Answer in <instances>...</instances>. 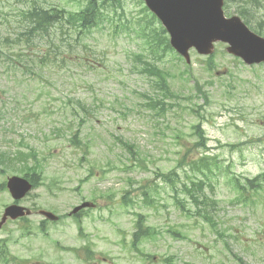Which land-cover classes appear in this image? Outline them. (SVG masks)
Listing matches in <instances>:
<instances>
[{
	"label": "rangeland",
	"instance_id": "rangeland-1",
	"mask_svg": "<svg viewBox=\"0 0 264 264\" xmlns=\"http://www.w3.org/2000/svg\"><path fill=\"white\" fill-rule=\"evenodd\" d=\"M101 1L106 20L91 32L65 23L35 37L21 11H78L86 0H0V150L29 145L42 167V183L20 203L33 211L29 222H9L0 242L27 264H264V65L246 66L222 43L211 57L192 49L187 64L155 39L161 25L140 0ZM259 4L248 7L264 16ZM143 60L163 68L180 97L164 111L150 107L159 96ZM200 122L205 147L194 135ZM203 157L208 166L193 169ZM3 170L0 184L22 176ZM170 173L177 195L162 178ZM198 181L216 226L183 189ZM125 196L135 204L126 207ZM83 202L95 206L72 217ZM13 203L3 188L0 219ZM40 210L61 219L42 224ZM136 214L161 234L137 251Z\"/></svg>",
	"mask_w": 264,
	"mask_h": 264
},
{
	"label": "water",
	"instance_id": "water-1",
	"mask_svg": "<svg viewBox=\"0 0 264 264\" xmlns=\"http://www.w3.org/2000/svg\"><path fill=\"white\" fill-rule=\"evenodd\" d=\"M144 1L166 27L172 46L188 62L191 61V49H196L201 55H210L215 50V43L227 44V52L247 65L264 62V38L251 32L239 17L227 19L223 12L225 0ZM7 187L16 201L32 190L27 179L17 176L9 178ZM91 206V203L86 202L75 208L74 213ZM30 214L26 207L13 204L5 210L0 229L9 218L17 220ZM40 214L49 220H58L51 212L41 211Z\"/></svg>",
	"mask_w": 264,
	"mask_h": 264
},
{
	"label": "trees",
	"instance_id": "trees-1",
	"mask_svg": "<svg viewBox=\"0 0 264 264\" xmlns=\"http://www.w3.org/2000/svg\"><path fill=\"white\" fill-rule=\"evenodd\" d=\"M83 0H78L81 3ZM105 3L106 1L101 0H86V5L80 9L78 12H71L66 10L65 8H44V7H33L29 8L28 11H21L22 17L27 19L30 23H32V27L30 30H33L34 36L37 37L41 35L43 31H49L56 24L64 25L65 23L70 24L77 34L85 35L88 32L98 25L102 24L106 20L105 14ZM166 31L162 30H154L155 39L164 45L166 50H172L169 44V38L165 37ZM30 34V33H29ZM137 58H141V56H136ZM144 66L142 70H140L143 74H146L150 78H153L152 89L155 95L159 97H150L149 100L151 102L150 107L161 106L162 111H164L166 107V100L170 99H178L180 98L177 94L172 92V88L169 84L168 74L163 71L155 62H149L143 60L141 62ZM212 69V66L210 65ZM81 107L84 108V105L80 102ZM194 135L198 137L200 141V146H206V134L202 127V123L200 122L198 125L194 126ZM71 141L74 144H79V131L74 134L73 138L71 137ZM129 151L133 152L134 147L130 144H126ZM182 147L185 145L182 144ZM28 150H24L21 148L12 149L6 152H0V165L4 166L2 172H7V170H11L15 173V171H19L24 174L25 177L29 178L34 185V188H38L42 183V176L40 173L42 172V167L38 163V153L32 148L27 146ZM209 158L203 157L198 160H195V163L191 165L193 169H200L201 167L208 166ZM185 163V158L182 160ZM175 177H177L176 173H173ZM162 177L166 182L173 185L175 190L176 188V180L172 177V174H162ZM253 184V181H250ZM205 185L203 181L192 182V186L190 187L187 183H184L183 189L188 192L189 196L193 200H198L197 196L200 195L198 188ZM6 187V183L0 185V191ZM145 195H147L145 193ZM127 197H124L125 204H134L133 200L127 201ZM150 204V202H149ZM138 220L136 222V228L133 239H132V248L134 250H138V246L145 240L154 238L156 236L155 231H153L149 226H145V217L141 214H138ZM27 221V219H25ZM81 227V222H79ZM173 234V237H176L179 234L176 232L170 231ZM16 256H10L9 249L5 245V242H0V261L2 264H26L27 262L24 260L16 261Z\"/></svg>",
	"mask_w": 264,
	"mask_h": 264
},
{
	"label": "flooded vegetation",
	"instance_id": "flooded-vegetation-1",
	"mask_svg": "<svg viewBox=\"0 0 264 264\" xmlns=\"http://www.w3.org/2000/svg\"><path fill=\"white\" fill-rule=\"evenodd\" d=\"M259 1L260 0H237L234 2H227L225 4V11L226 9L230 10L232 14L241 17L253 33L264 38V16L259 15L258 11H253V9L249 8H261L262 4L260 5ZM234 4H238L239 11H234Z\"/></svg>",
	"mask_w": 264,
	"mask_h": 264
}]
</instances>
